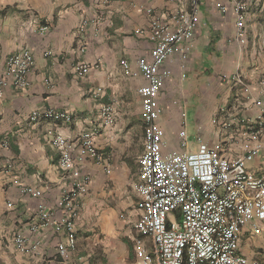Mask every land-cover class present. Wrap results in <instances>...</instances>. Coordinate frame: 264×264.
<instances>
[{"label": "crops", "instance_id": "0c3cea01", "mask_svg": "<svg viewBox=\"0 0 264 264\" xmlns=\"http://www.w3.org/2000/svg\"><path fill=\"white\" fill-rule=\"evenodd\" d=\"M236 2L244 6L243 39L235 26ZM190 3L0 0V77L10 56L29 52L35 59L28 87L8 88L0 99V143L7 144L0 149V264H62L55 247L65 236L51 230L30 234L27 228L40 204L59 215L54 207L62 188L59 153L51 148L49 133L77 144L88 131L95 132L99 158L87 159L81 168L90 183L87 195L76 202L77 253L67 264H128L139 214L136 186L143 141L136 90L145 82L126 75L121 62L135 70L138 59L149 60L150 21L156 18L172 27L171 16L189 11ZM198 16L186 60L175 52L159 68L160 74L166 73L162 81L167 98L160 101L158 120L167 143L164 152H191L198 143L211 148L220 138L218 153L234 160L245 154L246 144H258L244 169L264 178V133L257 141L248 138L251 121L259 115L264 120V0H199ZM81 65L87 67L83 76L77 73ZM255 101L261 106H254ZM188 104L194 113L193 133L186 134L187 148L182 149L177 134L185 123L179 118ZM103 105L113 110L111 127H101ZM46 108L68 114L70 121L29 119L33 111ZM23 187L39 190L42 197L22 195ZM16 234L29 240L25 252L14 246ZM143 240L149 244L148 238ZM238 254L264 264V221L253 220L242 229ZM131 261L136 264L134 255Z\"/></svg>", "mask_w": 264, "mask_h": 264}, {"label": "built area", "instance_id": "2783aa9c", "mask_svg": "<svg viewBox=\"0 0 264 264\" xmlns=\"http://www.w3.org/2000/svg\"><path fill=\"white\" fill-rule=\"evenodd\" d=\"M198 1L191 0L189 11L178 10L171 16L172 27L154 18L148 25L149 60L138 59L136 69L121 62L126 75L141 78L145 84L136 93L141 102L142 153L138 159L139 179L136 186L139 197L138 219L131 245L136 264H258L238 254L242 229L253 220L264 221V178H255L244 167L257 154L260 146H244L245 154L234 160L220 156V138L210 148L198 143L194 151L165 153L167 143L158 125L161 116L160 101L164 98L165 85L159 68L173 53L186 60L194 30L200 24ZM224 12V8L220 7ZM147 13H151L147 10ZM238 37H245L244 6L234 5ZM42 31L46 28L42 27ZM141 33V32H138ZM83 52V45L78 46ZM34 56L29 52L10 56L0 77V99L8 88L23 90L28 87V75L34 67ZM87 72L81 65L79 76ZM264 97V90L262 91ZM254 106H261L255 101ZM32 122L47 119L52 122L70 121V116L52 108L33 111ZM102 128L114 123L113 110L103 105L99 110ZM183 123V118H179ZM250 141H257L264 133V120L259 115L251 121ZM180 147L187 148L184 128L178 130ZM95 132H83L77 144L56 132L49 133V143L59 153L62 188L54 202L59 213L54 217L40 204L36 220L28 226L30 234L51 230L63 234L55 250L62 264L76 255L77 200L87 195L90 179L82 175L81 168L87 159H98L94 146ZM0 143V149L5 148ZM75 149L77 150L74 153ZM11 169V166H8ZM22 195L39 199L42 193L31 187L20 189ZM258 233V230L254 231ZM143 238H148L145 243ZM28 239L22 234L13 237V244L20 252L26 251ZM38 244L31 249L36 250Z\"/></svg>", "mask_w": 264, "mask_h": 264}, {"label": "rangeland", "instance_id": "374dc122", "mask_svg": "<svg viewBox=\"0 0 264 264\" xmlns=\"http://www.w3.org/2000/svg\"><path fill=\"white\" fill-rule=\"evenodd\" d=\"M183 112H184L183 121L185 123V132L187 135H191L193 133V116H194L193 110H191V106L188 104L185 106ZM131 260H133L132 252H130V259L128 261V264H131L133 262Z\"/></svg>", "mask_w": 264, "mask_h": 264}]
</instances>
